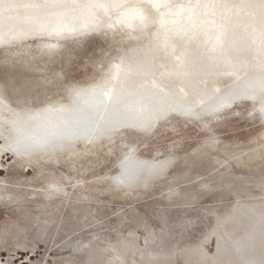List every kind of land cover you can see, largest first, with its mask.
<instances>
[{
  "label": "rangeland",
  "instance_id": "obj_1",
  "mask_svg": "<svg viewBox=\"0 0 264 264\" xmlns=\"http://www.w3.org/2000/svg\"><path fill=\"white\" fill-rule=\"evenodd\" d=\"M144 11V27H122L109 10L74 36L34 34L25 23L26 34L0 41V264L264 261L261 100L226 103L264 76L259 14L197 8L161 28L169 9ZM212 19L223 24L222 49H213ZM166 29L186 34L174 51L160 46ZM110 77L106 91L157 93L163 111L90 132L91 89ZM105 99L99 115L118 118ZM53 102L65 111L44 115ZM29 137L41 143L22 148ZM52 184L62 190L50 195Z\"/></svg>",
  "mask_w": 264,
  "mask_h": 264
},
{
  "label": "snow or ice",
  "instance_id": "obj_2",
  "mask_svg": "<svg viewBox=\"0 0 264 264\" xmlns=\"http://www.w3.org/2000/svg\"><path fill=\"white\" fill-rule=\"evenodd\" d=\"M151 7L156 10L163 8L169 9V12H161L160 27L165 28L168 23L175 24L177 20H168L166 17L173 16L177 19L181 17L185 10L192 12L197 8H203L205 10H211L212 15H216V10H227L231 12L233 9L237 10V15L244 12L246 9H253V16L258 12L260 17V43L261 50L264 51V0H240L239 3H229V0H207L205 3L192 4H179L173 5L170 0H0V41L8 36V39H15L23 36L27 32L34 34L46 35L53 39H60L70 35H77L80 32L86 30L88 24L96 25L99 22L100 14L107 15L109 10L119 12L117 16V23L122 27L134 29L136 27H144L148 24V17L144 11L145 7ZM31 9L33 13L27 17H20L16 10L18 9ZM176 8L177 11L173 12L172 9ZM85 20L84 23L78 24L77 21ZM4 21H8L11 24L13 21L20 23H26L28 25L27 30H21V32H13L9 28L8 33L3 31ZM213 27L217 29V34L213 41V49L223 47V24L217 25L216 20L210 21ZM109 28L113 25L109 24ZM185 33L182 30L166 29L163 40L160 42L162 49L167 51L171 48L173 51L176 48L177 42L185 40ZM157 36H160V32H157ZM190 42V40H189ZM49 48L53 45H48ZM115 77H110L104 80L102 83L93 86L91 94L95 97L97 106V114L91 117L90 132L105 131L111 127H115L121 122L137 121L141 120L143 113H160L163 111L167 101L164 97L154 92L139 93L136 94L135 99H129L120 94L114 95L112 92L106 91L112 80ZM7 91V85L5 86V92ZM69 95L80 97L82 95L81 90L72 87L67 89ZM163 92V88L160 89ZM259 96L261 100L259 112L261 119H264V76L258 81L249 82L248 84L233 89L229 97L226 99V103H230L231 100L241 97H250L256 99ZM113 104L112 111L118 118H113V115L100 116L99 112L105 107L106 99ZM224 104L214 108L213 111H217L219 107H223ZM182 107V106H181ZM65 111L63 107H57L53 102L48 107L42 110L44 115H51L54 113H62ZM39 115V114H37ZM122 118V119H119ZM207 128V125H205ZM210 138L214 137V132L211 129L208 130ZM41 141L29 137L20 141V146L24 149H31L37 146ZM62 189L55 184L49 185L48 192L51 195L55 191H61ZM264 264V261H261Z\"/></svg>",
  "mask_w": 264,
  "mask_h": 264
},
{
  "label": "bare ground",
  "instance_id": "obj_3",
  "mask_svg": "<svg viewBox=\"0 0 264 264\" xmlns=\"http://www.w3.org/2000/svg\"><path fill=\"white\" fill-rule=\"evenodd\" d=\"M24 1L26 2V0H21V2ZM111 12H113V10H110ZM20 17H24L23 15H20L18 14ZM108 16V14H107ZM117 16V15H115ZM117 18V17H116ZM84 21L81 20V21H77L78 24H82ZM25 26V23H20V22H17V21H13L11 24H9L8 21H4V27L3 29H9L11 28V30H14V31H20L23 29V27Z\"/></svg>",
  "mask_w": 264,
  "mask_h": 264
}]
</instances>
